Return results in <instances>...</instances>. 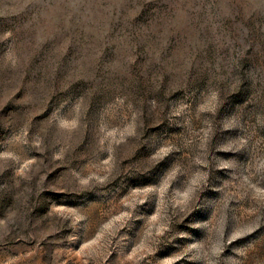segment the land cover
Instances as JSON below:
<instances>
[{
  "label": "rangeland",
  "instance_id": "obj_1",
  "mask_svg": "<svg viewBox=\"0 0 264 264\" xmlns=\"http://www.w3.org/2000/svg\"><path fill=\"white\" fill-rule=\"evenodd\" d=\"M0 264H264V0H0Z\"/></svg>",
  "mask_w": 264,
  "mask_h": 264
}]
</instances>
